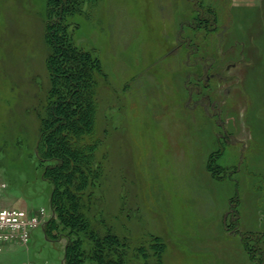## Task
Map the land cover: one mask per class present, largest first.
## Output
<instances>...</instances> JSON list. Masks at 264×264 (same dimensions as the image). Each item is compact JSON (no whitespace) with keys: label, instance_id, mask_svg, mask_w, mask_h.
I'll list each match as a JSON object with an SVG mask.
<instances>
[{"label":"rangeland","instance_id":"obj_1","mask_svg":"<svg viewBox=\"0 0 264 264\" xmlns=\"http://www.w3.org/2000/svg\"><path fill=\"white\" fill-rule=\"evenodd\" d=\"M47 4L0 0V208L45 211L0 264L65 254L46 234L53 187L36 153L52 84ZM68 22L105 75L95 119L105 224L133 248L162 238L163 264H254L243 236L264 235V0H102Z\"/></svg>","mask_w":264,"mask_h":264},{"label":"trees","instance_id":"obj_2","mask_svg":"<svg viewBox=\"0 0 264 264\" xmlns=\"http://www.w3.org/2000/svg\"><path fill=\"white\" fill-rule=\"evenodd\" d=\"M100 1L48 0L47 4V69L52 84L36 147L44 165L43 177L53 187L54 217L45 230L49 239L65 240L63 264H131L138 256L145 262L154 257L157 264H163L167 245L162 238L152 235L149 249L133 248L127 237L114 232L100 216L104 204L96 195L101 167L95 153L100 144L95 138V119L99 79L105 75L99 59L77 47L68 31L69 18L82 13L86 2ZM216 157L212 156L207 169L219 178L225 170L217 166ZM229 214L234 227L238 223L235 207ZM263 237L243 236L254 264H264Z\"/></svg>","mask_w":264,"mask_h":264},{"label":"built area","instance_id":"obj_3","mask_svg":"<svg viewBox=\"0 0 264 264\" xmlns=\"http://www.w3.org/2000/svg\"><path fill=\"white\" fill-rule=\"evenodd\" d=\"M5 189L6 184L0 179V197ZM44 216V210L28 213L23 209L0 208V253L13 239L28 243L31 231L42 226Z\"/></svg>","mask_w":264,"mask_h":264},{"label":"flooded vegetation","instance_id":"obj_4","mask_svg":"<svg viewBox=\"0 0 264 264\" xmlns=\"http://www.w3.org/2000/svg\"><path fill=\"white\" fill-rule=\"evenodd\" d=\"M219 73V74H218ZM217 75H219V77H223V75L221 74V72H217ZM221 75V76H220ZM214 76V75H213ZM224 78V77H223ZM225 79H223L224 81Z\"/></svg>","mask_w":264,"mask_h":264},{"label":"crops","instance_id":"obj_5","mask_svg":"<svg viewBox=\"0 0 264 264\" xmlns=\"http://www.w3.org/2000/svg\"><path fill=\"white\" fill-rule=\"evenodd\" d=\"M232 65L231 62L228 63V66Z\"/></svg>","mask_w":264,"mask_h":264}]
</instances>
